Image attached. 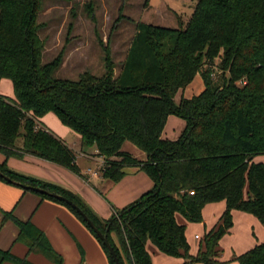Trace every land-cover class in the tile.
<instances>
[{
	"label": "trees",
	"instance_id": "obj_1",
	"mask_svg": "<svg viewBox=\"0 0 264 264\" xmlns=\"http://www.w3.org/2000/svg\"><path fill=\"white\" fill-rule=\"evenodd\" d=\"M42 3L0 0V78H9L15 91L14 98L0 95V151L6 157L28 153L79 173L74 149L40 124L54 112L81 136L83 147L97 148L106 161L103 177L117 182L126 168L137 166L154 185L102 220L73 192L22 175L6 161L0 171L72 199L108 237L121 264H152L150 240L162 253L184 258L185 264H223L220 243L234 226V211L264 224V0H198L186 28L141 23L119 72L107 49L106 72L97 76L84 71L76 80L54 75L65 60L64 49L51 62L43 61V24L38 23ZM198 74L205 89L177 101V93ZM172 115L186 122L177 140L163 135ZM125 142L136 145L146 159L125 151ZM24 189L72 210L115 264L76 209ZM221 201L226 209L194 255L186 225L177 216L204 222L206 206ZM9 220L20 228L15 242L27 245L28 252L18 257L11 249H0V264H35L32 253L63 262L30 219L22 221L9 210L2 224ZM232 260L264 264V241Z\"/></svg>",
	"mask_w": 264,
	"mask_h": 264
},
{
	"label": "crops",
	"instance_id": "obj_2",
	"mask_svg": "<svg viewBox=\"0 0 264 264\" xmlns=\"http://www.w3.org/2000/svg\"><path fill=\"white\" fill-rule=\"evenodd\" d=\"M204 85V80L200 81L196 86L198 92L195 93L199 94L202 92L205 89ZM183 94L185 96L184 92ZM0 95L2 94L0 93ZM179 100L180 99H178V101ZM41 122L47 129L60 137L61 140L64 141L69 147H72L74 151L75 148L69 141L71 134L75 132L78 135V137L75 138V141L78 138L79 144L82 146L81 136L76 131H73L70 127H67L54 112L44 115V117L41 119ZM185 125L186 122L184 119L176 118L174 115L170 116L164 127V137L170 140H177L185 130ZM19 144L21 146L22 141H20ZM81 149L83 158H85V160L87 159L86 164L83 162L84 160H82V162L86 166L87 164H91V161L97 162L99 163V169L93 170L91 167H89V165L87 167L84 166L79 157H76V162L79 168V173H76L58 163H52L35 155L23 153V156L6 157L1 151L0 163L6 161V164L12 170L22 175L25 174L38 180L41 179L73 192L79 196L86 207L91 209L92 212L102 220L112 216L113 208H111V203L114 205V207L121 209L133 203L143 194L149 192V190L153 187L154 182L152 178L144 171L140 170L137 166L126 168L125 177L117 182L103 177L101 169L103 166L102 160L104 158L98 155L97 148L82 146ZM140 155L141 160L146 159V154L144 152H142ZM95 172L96 174H94ZM83 173H85V175H83ZM86 175L90 177V179L87 177L85 178ZM92 182L96 187L93 186ZM98 189L103 194L99 193ZM103 195H107V199ZM225 209L226 204L224 201L208 204L203 211L204 222L202 223L206 224V222L210 221L209 219H212V217L216 219L219 218ZM9 210H13L15 215L22 221L30 219L34 226H36L39 230H42L45 235H47L48 240L51 242L54 250L63 259L61 264H110L108 255L106 254L105 250H103L99 240H97L91 230L77 218L72 210L68 209L61 203L44 199L41 195H37L31 191L23 189L18 185H15L9 181L6 182L1 179L0 249H11V251L18 257H24L28 252L27 245L20 242H15L16 237L20 233L19 226H17L12 220L2 224L4 212H9ZM239 213L245 212L234 211L233 218L236 216H244ZM206 231H208L207 228L205 232ZM232 231L233 228L229 233H233ZM189 239L190 238L188 237V240ZM245 242H248V239H245ZM244 245L245 244L243 241V243L239 246L242 247ZM147 249L152 250L157 256V260L154 259L152 264H185L184 258L175 256L172 257L167 253L162 254V252H160L157 247L152 244L150 245V243L147 244ZM197 251L198 246L192 247L191 245V252L194 255L198 254ZM29 257L30 260L35 264H56L43 254L41 255L32 253L29 255ZM220 259L222 262H224L223 264H228L230 261H233L235 264H237L236 261L232 260V257L229 255V253L225 255L224 252Z\"/></svg>",
	"mask_w": 264,
	"mask_h": 264
},
{
	"label": "rangeland",
	"instance_id": "obj_3",
	"mask_svg": "<svg viewBox=\"0 0 264 264\" xmlns=\"http://www.w3.org/2000/svg\"><path fill=\"white\" fill-rule=\"evenodd\" d=\"M197 4L198 0H43L42 10L38 15V23L43 24L39 35L45 41L43 61L51 62L64 49L65 60L54 72L55 77L76 80L84 71L99 76L106 72V50L109 49L119 72L139 24L145 22L172 29L186 28ZM219 72V66H216L215 75L220 74ZM200 81L203 80L198 74L190 84L191 87L177 93L176 100L181 99V94L184 96L183 92L186 97L197 94L196 86ZM0 93L5 97H15L14 86L9 78H0ZM76 137L78 135L73 132L69 142L75 148L76 157H79L81 162L84 160L86 164L87 159L83 158L82 146L78 138L75 141ZM123 148L138 159L141 158L142 152L135 145L125 142ZM260 157L264 159V156ZM91 162L87 166L93 170L99 169V163ZM86 177L90 179L87 175ZM92 184L96 187L93 182ZM103 196L107 199V195ZM111 208L112 215L120 209L112 203ZM239 214L244 216L233 218V233L225 235L220 243L223 253H229L232 258L264 241V224L246 212ZM177 220L186 225L187 237L190 238L192 247H199L204 240L206 228L210 230L218 218L212 217L206 224L189 222L182 215H178ZM197 233L202 236L201 239L195 237ZM245 239H248V242H245ZM243 241L245 245L240 247ZM148 243L155 246L151 240ZM147 250L152 255V262L157 260L155 253ZM228 264L235 262L230 261Z\"/></svg>",
	"mask_w": 264,
	"mask_h": 264
},
{
	"label": "water",
	"instance_id": "obj_4",
	"mask_svg": "<svg viewBox=\"0 0 264 264\" xmlns=\"http://www.w3.org/2000/svg\"><path fill=\"white\" fill-rule=\"evenodd\" d=\"M0 177H2L4 180L6 181H10L11 183L18 185L20 187H22L23 189H29V190H33L35 192L38 193H43V194H47L51 197L57 198L63 202H65L66 204H68L69 206H71L72 208L76 209L81 216L83 217V219L86 221V223H88L91 228L95 231V233L98 235V237L100 238V240L103 241V243L107 246L110 254L113 256L115 264H121L118 255L116 254L114 247L112 246L110 240L108 239V237L102 233L100 231V229L96 226V224H94V222L91 220V218L88 216V214H86L84 212L83 209H81L72 199L70 200L69 198H67L66 196L59 194V193H53L48 191L47 189L43 188V187H36V186H31V185H27V184H22L16 180H13L10 176L5 175L2 171H0Z\"/></svg>",
	"mask_w": 264,
	"mask_h": 264
},
{
	"label": "built area",
	"instance_id": "obj_5",
	"mask_svg": "<svg viewBox=\"0 0 264 264\" xmlns=\"http://www.w3.org/2000/svg\"><path fill=\"white\" fill-rule=\"evenodd\" d=\"M102 161H103L102 165L104 166V164H105L106 161H105L104 159H103ZM103 166H102V167H103ZM94 174H96V172H95ZM196 237H197V238H200L201 236H199V234H197Z\"/></svg>",
	"mask_w": 264,
	"mask_h": 264
}]
</instances>
